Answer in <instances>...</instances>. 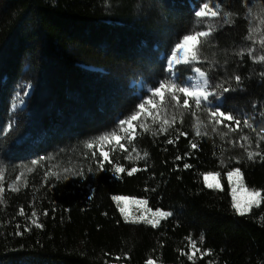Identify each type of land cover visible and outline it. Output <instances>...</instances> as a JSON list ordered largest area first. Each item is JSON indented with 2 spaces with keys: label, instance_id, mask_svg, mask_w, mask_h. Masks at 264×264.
<instances>
[{
  "label": "trees",
  "instance_id": "1",
  "mask_svg": "<svg viewBox=\"0 0 264 264\" xmlns=\"http://www.w3.org/2000/svg\"><path fill=\"white\" fill-rule=\"evenodd\" d=\"M205 3L219 18L195 16ZM200 31L196 60L169 71L176 44ZM261 57L264 0H0V264H264V203L239 216L226 176L240 167L264 194ZM194 67L238 130L207 102L183 106ZM133 83H163L165 96L142 99ZM147 100L156 109L139 117ZM103 136L114 142L101 170ZM114 196L126 198L127 221Z\"/></svg>",
  "mask_w": 264,
  "mask_h": 264
},
{
  "label": "snow or ice",
  "instance_id": "2",
  "mask_svg": "<svg viewBox=\"0 0 264 264\" xmlns=\"http://www.w3.org/2000/svg\"><path fill=\"white\" fill-rule=\"evenodd\" d=\"M208 8H209L208 4L205 3L203 5V8L195 13V16H197V17L207 16ZM213 15H215V13H213ZM206 35H208V33L207 32H203V31L197 32L195 35H185L183 37V42L182 43H177L176 44V50L171 53L172 59L168 60L169 71H171L173 60H175V58H176V52L177 51L183 49L185 47V45H187V43L190 40H195V39H198V37L206 36ZM184 55H185V57L188 56L187 51H185ZM193 59H195V53H193ZM261 59H264V57H261ZM184 62L188 63V60L185 59ZM193 71L196 72V73H199L200 76H204L205 75V73L203 71H201L200 67H194ZM261 75L264 76V73H261ZM234 79L239 84V82L241 81V76L240 75H236L234 77ZM204 85L208 86L209 85V81L205 80L204 81ZM212 87L213 88H220V89H222V92H224V93H227L230 90L229 87H224L223 84H220V83L213 84ZM163 88H164V84L161 83L159 88H157L152 93V95L153 96H159L160 95V91ZM179 91L181 93H183L185 95V97H186L184 99V101H183V106L185 108H187L189 106V102H188V99H187L188 97H195V104H196L197 107H199L201 105L202 100L204 102H208L209 101V97L211 95H215L216 94V93H214L212 91H209L207 93L200 92V91H191L187 87H180ZM172 99L174 101H178V98L175 97V96H173ZM148 103H151V101L149 100ZM204 107L207 108V109H211L210 103H205ZM253 107H255V104L253 105ZM139 108H140L141 111H143V109L145 108V103H140L139 104ZM210 114L213 117H223L224 119H226L229 122H231V121H233L235 119V122H236L237 125H239V123H240V120L238 118H235L233 114H226L224 111L219 110V109L211 110ZM136 119H137V115L133 114L128 119H125V120L121 121V123L122 124H128L129 126H131V121H134ZM125 131H127V129H125ZM112 136L117 141H119L120 137L116 135L115 131L112 132ZM102 139L103 140H108V136H103ZM167 144H169V145L173 144V140L172 139H168L167 140ZM88 147H92V145L89 144ZM191 147L193 149H195L197 147V145L196 144H192ZM101 157H102V159L99 162V169L103 170L104 169L103 160L107 159V153L106 152H101ZM176 159L179 160L180 157H176ZM249 159H251V156H249ZM190 167H191L190 164H187V163L184 164V168L187 169V168H190ZM89 171H91V169H89ZM114 171H115V173H122V172L125 171V169L123 167H115ZM137 171H138V169L133 167L130 171L127 172V175L128 176H132ZM80 175L83 176V173H80ZM220 175H221V173L219 171H216L215 173L208 172L203 177L205 185L208 188H212L213 185L211 183H209L210 179H215L216 177H219ZM226 176H227V182H228V184L231 187V197H232L231 207H232V209H234V211L239 216H241V217L245 216L246 213L251 211L253 206L259 207L261 203H264V199H261V200L257 199V198H261L262 195H264V194H262L261 192L256 191V190H251L250 191L248 188L245 187L244 178H243V174L241 172V168L240 167H235L234 169L227 171ZM2 191H3V188H0V192H2ZM242 192L247 194V199L241 200V198L239 196V193H242ZM113 199L116 201V204L119 207L120 212H121V214L124 217V220L127 221L129 219L128 213L126 212L125 208L121 206V203L126 198L122 197V196H114ZM133 203L134 204H147V201L146 200H140V201H135L134 200ZM20 214L21 215L24 214L23 210H21ZM46 214L47 213H45V215ZM35 215H36V213L33 212L32 216H35ZM153 215H158V216L164 217V216H170V215H172V213L160 211V212H157V213H153ZM147 223L153 224V226L155 227V222L154 221L148 220ZM19 227H20V225L17 224L16 228L19 229ZM35 227L40 228L41 224L36 223ZM17 234H21L22 235L23 233L20 232V233H17ZM193 247H194V245H193ZM149 264H151V262H149Z\"/></svg>",
  "mask_w": 264,
  "mask_h": 264
},
{
  "label": "rangeland",
  "instance_id": "3",
  "mask_svg": "<svg viewBox=\"0 0 264 264\" xmlns=\"http://www.w3.org/2000/svg\"><path fill=\"white\" fill-rule=\"evenodd\" d=\"M249 6H250V4H249ZM250 9H251V11H252V15H251L250 17H251V19L254 21L255 13H254V10H253V6H252V7L250 6ZM213 13H215V15H213ZM219 16H220V14H219L218 9H216V8H208V10H207V16H204V17H208V18H213V19H215V18H219ZM256 25L258 26V25H259V22L255 23V27H256ZM203 37H205V36L198 37V39H195V40H190V41L187 43V45H185V47H184L183 49L177 51V52H176V58H175V60H173V64H172V68H171V69H174V67H175V65H176L177 63H179V62H184L185 59H187L188 62L195 61V60H196V57H197L196 49L199 47V45H200V43H201ZM185 51H187V53H188V56H187V57H185V55H184ZM193 53H195V59H193ZM170 59H172V57H171ZM195 73H196V72H195ZM197 74H198V75L195 74V77H189V78H188V85H187V88H189V90H191V91H200V92H205V93H207V91H208V86H205V85H204V81H203V79H201L199 73H197ZM204 78H205V80H207V78H206L205 75H204ZM134 87H136L139 91H143V92H146V93L151 94V95H152V93L154 92L151 88H146V89H145V88L143 87V85L140 84V83H136V84H134ZM31 92H32V89L29 88V89H28V93H27V97L31 94ZM164 96H165V91L161 90V91H160V95H159L158 97H160L161 99H163ZM141 98L143 99L142 94H141ZM188 98H189V99H195V97H188ZM148 101H149V100L146 101L145 108L143 109L142 114H141L139 117H145L146 113L148 112V109H147V105H148V104H149L152 108L156 109V107H153V106H152L153 103H152V102H151V103H148ZM202 101H203V100H202ZM24 107H25V103H24V101L22 100V96L19 95V97H18V102H17L16 105L14 106L13 110H14V112H17V111L20 110V109L23 110ZM153 115H155V114L153 113ZM217 118H218V120H220V121H222V119H224L223 117H217ZM225 120H226V119H225ZM109 140H110V139H108V140H103V141L100 143V145L98 146V148L101 150V152H106L105 149H106V145H108V141H109ZM110 141L114 142V140H110ZM116 141H117V140H116ZM117 142H120V139H119V141H117ZM106 153H107V152H106ZM107 155H108V154H107ZM30 168H31V167H27V168L25 169V172H24L23 177H22L19 181H17V182L15 183V185H14L15 188H19L20 186L23 185V183H24V177H25V175L28 173V170H29ZM2 184H3V176L0 175V186H1ZM240 198H241V200H244V198H242V197H240ZM192 253H193V255L196 254L195 251H193ZM151 264H155V263L151 262Z\"/></svg>",
  "mask_w": 264,
  "mask_h": 264
},
{
  "label": "built area",
  "instance_id": "4",
  "mask_svg": "<svg viewBox=\"0 0 264 264\" xmlns=\"http://www.w3.org/2000/svg\"><path fill=\"white\" fill-rule=\"evenodd\" d=\"M134 84L135 83H133L132 84V86H134ZM137 95L140 97V93H137ZM214 109H219V110H221V107L223 106V98H220V99H218L217 100V102L216 103H212V104H210ZM153 107H156V105H152ZM217 118V117H216ZM245 119L248 121L249 120V116L247 115V116H245ZM220 121V120H219ZM231 122H234V124H235V129L236 130H238L239 128H240V123H239V125H237L236 124V122L235 121H231ZM220 123H221V121H220ZM222 124V123H221Z\"/></svg>",
  "mask_w": 264,
  "mask_h": 264
},
{
  "label": "bare ground",
  "instance_id": "5",
  "mask_svg": "<svg viewBox=\"0 0 264 264\" xmlns=\"http://www.w3.org/2000/svg\"><path fill=\"white\" fill-rule=\"evenodd\" d=\"M201 77V79H203V81H205V78H204V76H200Z\"/></svg>",
  "mask_w": 264,
  "mask_h": 264
},
{
  "label": "water",
  "instance_id": "6",
  "mask_svg": "<svg viewBox=\"0 0 264 264\" xmlns=\"http://www.w3.org/2000/svg\"><path fill=\"white\" fill-rule=\"evenodd\" d=\"M196 74H197V73H196ZM31 94H32V92H31ZM31 94H30V95H31ZM30 95H29V97H30Z\"/></svg>",
  "mask_w": 264,
  "mask_h": 264
},
{
  "label": "clouds",
  "instance_id": "7",
  "mask_svg": "<svg viewBox=\"0 0 264 264\" xmlns=\"http://www.w3.org/2000/svg\"><path fill=\"white\" fill-rule=\"evenodd\" d=\"M31 89H32V88H31ZM28 97H29V96H28ZM28 97H27V98H28ZM24 108H25V107H24Z\"/></svg>",
  "mask_w": 264,
  "mask_h": 264
}]
</instances>
